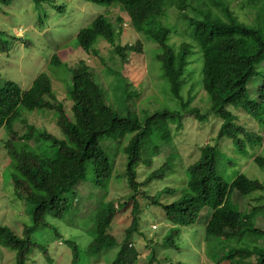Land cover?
<instances>
[{
    "label": "trees",
    "instance_id": "obj_1",
    "mask_svg": "<svg viewBox=\"0 0 264 264\" xmlns=\"http://www.w3.org/2000/svg\"><path fill=\"white\" fill-rule=\"evenodd\" d=\"M13 1L0 0V5H9ZM39 1L34 0L36 4ZM87 1L113 4L110 14L115 7H119L128 16L134 29L157 44L155 58L160 62L173 96L183 107L185 103L181 86L184 72L191 62L190 58L198 53L201 61L199 72L202 75L199 77L200 85L210 99V109L222 120L216 139L230 138L239 150H244L247 143L260 141V135L235 122V116L228 106L242 109L255 120L263 122L264 0H240L247 14L253 15L251 22L240 19L231 8L229 0ZM170 8L177 10L178 18L185 25L184 33L190 39L182 42L178 48L168 39L176 27L173 28L169 21L162 19ZM109 16L98 14L91 24L78 32L77 50L87 56L91 54L92 57V46L97 38H103L112 46L111 51L123 58L128 57L126 50L140 55L139 41L136 45H122L118 40L120 31L113 26L121 23L123 16L117 12L115 19ZM1 31L6 33L5 30ZM193 46L197 47L196 52ZM52 60V65H64L63 59L59 57ZM68 73L70 80L78 86L74 90L68 88L71 114L66 113L61 104L53 105L49 99L46 100L45 94L50 98H54V94L51 80L44 72L39 73L26 89H22L13 80H5L0 86V126L6 124L9 127L19 118V106L29 110H46L45 116L51 109H57L55 119L61 132V136L57 137L31 125L20 138L21 146H14L12 139L7 141L10 178L15 193L31 205V224L22 228L21 236L10 226L0 223V246L14 250L15 264H27L34 249H38L48 261L51 259L47 245L32 238L35 231L46 227H51L54 237L70 247V264H78V244L72 239H62L63 235L48 218L62 219L70 211L78 197L75 186L83 181L93 185V191L87 196L93 200H90V205L94 204L88 210L95 232L87 245L89 255L118 247L109 264H135L137 253L129 240L130 234L139 230L142 210L149 205L159 204L172 224L164 237V242L169 246H175V240L180 236V227L195 223L199 220L201 210L207 208L209 213L202 237L204 242L209 245V241L223 238L225 241L234 239L238 244L237 247L230 245L232 248L224 249L221 259L227 260L226 264H264V244L258 243V240H264V227L254 226V223L248 221V216H242L239 211L227 205L228 193L233 189L249 194L264 190V183L242 173L230 183L225 182L217 170L215 146L206 144L201 148L199 157L187 168L185 189L171 202L160 203L158 193L151 194L146 187L153 180L162 179L172 171V154L159 166L152 168L143 181H137V165L151 167L163 145L172 140L169 120L179 128L184 117L193 115L202 120L205 113H201L197 107H191L185 108L184 114L163 108L141 119L131 115V112L123 115L105 100L83 58H78L75 66L69 67ZM249 82L256 87V98H250L247 92ZM103 139L115 141L117 152L124 153L125 161L121 168L114 163L117 153L110 159L101 146ZM124 139L126 142H123ZM29 142L32 145H28ZM114 150L113 145L110 151ZM254 160L261 161V158L256 156ZM112 181H123L124 186L132 192L120 208L106 199ZM165 192L174 193L175 189L168 187ZM259 208L261 206L251 209L252 217ZM119 211H129L130 219L126 235L120 242L109 233L111 223ZM218 250L212 247L211 256ZM214 262L218 264L216 259Z\"/></svg>",
    "mask_w": 264,
    "mask_h": 264
},
{
    "label": "rangeland",
    "instance_id": "obj_2",
    "mask_svg": "<svg viewBox=\"0 0 264 264\" xmlns=\"http://www.w3.org/2000/svg\"><path fill=\"white\" fill-rule=\"evenodd\" d=\"M229 1L231 8L240 19L246 22L252 21L253 15L247 14L240 0ZM113 6V4L102 5L86 0H40L38 4L34 0H15L8 6L0 5V29L8 33L0 30V40H2L0 42V86L5 80H13L22 89H26L38 73L45 72L52 80L54 98H50L47 94L44 96L49 97L51 104H61L66 113L71 114V96L68 88L74 90L78 86L70 80L68 69L75 66L78 58H83L89 65L92 79L102 90L105 100L120 114L127 115L131 112V115L141 119L144 115L163 108L184 114L185 108L191 107H197L201 113L206 114L202 120L193 115L184 117L179 128L169 120L172 140L163 145L160 155L151 167L137 165V181L141 182L152 168L159 166L169 155L174 156L170 159L173 163L172 171L162 179L153 180L146 187L151 194L158 193L160 203L171 202L180 196L186 187L187 168L199 157L201 148L206 144L216 147L217 170L225 182L230 183L242 173L264 183V162L262 161L264 159V119L263 122H259L242 109L228 106L235 116V122L257 133L261 139L255 143H247L244 150H239L230 138L216 139L222 120L210 109V99L200 85L199 77L202 75L199 72L201 61L198 53H194L195 55L190 58L191 62L184 72L181 86V95L185 103L183 107L173 96L160 62L155 58L157 44L134 29L128 16L120 11L119 7H115L110 14ZM117 11L123 16V21L126 19V23L122 21L113 26L120 31L118 40L122 45L126 43L136 45L139 41L140 55L126 50L125 54L128 57L123 58L118 53L112 52V46L103 38H97L92 46V57L77 50L79 46H77L76 33L81 27L91 24L98 14L104 13L107 16L110 15L111 19H115L114 15ZM162 19L169 21L173 28L176 27V30L168 36L175 48H178L182 42L190 41L184 33L185 25L183 20L178 18L177 10L170 8ZM38 22L42 23L41 26ZM114 23H117L116 20ZM2 43L3 47H1ZM192 48L195 52L198 50L196 46ZM95 49L96 52H94ZM54 57L63 59L64 65H52ZM258 79H260L259 76ZM252 84L248 83L247 92L250 98H256V87ZM129 93L131 95H128ZM18 109L20 116L11 126L16 133L13 140L14 146H21L22 142L18 136L27 130V123L34 124L37 130H45L57 137L61 136L55 119L57 109H51L47 116L38 114L43 110H27L22 106ZM20 119L25 120L26 123L18 122ZM9 135L8 130L0 128V223L10 226L18 236H21L22 228L31 224V205L24 200V197L22 199L16 195L11 182L9 156L5 148ZM123 142H126V139ZM100 144L110 159L117 153L114 163L121 168L125 157L122 151L117 152L118 147L115 141L103 139ZM28 145H32V142ZM113 145L115 150L110 151ZM256 156H260L261 161H255ZM159 158L161 160H157ZM123 181H112L106 195V199L113 201L118 207L126 203L132 193L124 186ZM168 187L175 189V192H165ZM75 188L78 197L70 211L62 219L49 217V222L57 227L59 233L63 235L62 239H72L78 244L80 249L78 264H109L118 247L108 248L98 254L87 253L88 242L95 236L88 210L94 204L90 205L93 200L87 197L93 191V185L89 181H83ZM21 193L25 196L22 191ZM131 204L132 201L128 206L130 207ZM227 205L239 211L242 216H248V221L254 223V226L264 227V190L242 194L233 189L228 193ZM257 206L261 208L256 209L252 217L251 209ZM128 213L129 211H119L109 228V233L119 242L125 237L130 223ZM208 213V209L203 208L198 221L181 227L182 232L175 240V246H166L164 237L172 224L166 218L162 206L157 204L144 208L140 213L139 230H134L129 237L137 253L135 264H215V259L218 264H226L227 260L221 259L225 253L224 249L237 247L238 244L234 239L225 241L223 238L213 239L209 241V245L204 242L202 239L204 222ZM32 238L47 245L51 259L48 261L38 249H34L27 264H70V247L54 237L51 227L38 229L32 234ZM258 243L263 245L264 240L260 239ZM212 247L219 249L213 257L210 254ZM0 264H15L13 249L0 246Z\"/></svg>",
    "mask_w": 264,
    "mask_h": 264
},
{
    "label": "clouds",
    "instance_id": "obj_3",
    "mask_svg": "<svg viewBox=\"0 0 264 264\" xmlns=\"http://www.w3.org/2000/svg\"><path fill=\"white\" fill-rule=\"evenodd\" d=\"M86 1H87V0H86ZM9 5H10V4H9ZM6 6H8V5H6ZM117 13H118V11H117ZM118 14H119V13H118ZM97 16H98V15H97ZM128 19H129V18H128ZM122 23H126V19H124V21H123ZM41 24H42L41 22H38V25H39V26H41ZM117 25H118V24H117ZM82 28H84V27H81L80 30H81ZM0 30H1V29H0ZM43 30H45V29H43ZM80 30H79V31H80ZM5 31H6V30H5ZM79 31H77L76 34H78ZM6 34H8L7 31H6ZM76 37H77V35H76ZM82 53H83V52H82ZM90 55H91V54H90ZM90 55H89V56H90ZM86 56H87V55H86ZM75 62H76V61H75ZM40 73H42V72H40ZM44 73H45V72H44ZM38 74H39V73H38ZM38 74H37V75H38ZM37 75H36V76H37ZM47 75H48V74H47ZM36 76H35L34 78H36ZM49 78H50V77H49ZM50 80H51V78H50ZM32 81H33V80H32ZM31 83H32V82H31ZM51 85H52L51 88H52V90H53V83H52V80H51ZM45 98L48 99L49 97H45ZM23 108H24V107H23ZM25 109H26V108H25ZM27 110H29V109H27ZM33 110H40V109H33ZM45 111H46V110H43V111L39 112L38 114H43V115H44ZM18 115L20 116V114H19V109H18ZM44 116H45V115H44ZM17 119H18V118H17ZM17 119H15V120L13 121V123H15ZM18 122H24V123H26V121L23 120V119H20V121H18ZM13 123H12V124H13ZM12 124H11L9 127H8L6 124H2V126H0V128H5V129L8 130V132L10 133V135H9L10 137H9L8 140H10V139L15 140L14 138H15L16 133H15V132L12 130V128H11ZM31 125L34 126V124H31V123H27V124H26V128H27V130H26L25 132H27V131L29 130V126H31ZM34 127H35V126H34ZM35 128H36V127H35ZM25 132H24V133H25ZM24 133H23V134H24ZM23 134H22V135H23ZM22 135L18 136V139H19V140H20V138L22 137ZM16 140H17V139H16ZM6 144H7V142L5 143V148H6V154H8V153H7V146H6ZM197 221H198V220H197ZM205 222H206V221H205ZM205 222H204V228H205V225H206ZM185 226H188V225H185ZM171 227H172V226H171ZM171 227H170V228H171ZM181 227H183V226H181ZM181 227H180V228H181ZM170 228H169V229H170ZM181 232H182V231L180 230V235H181ZM179 237H180V236H179ZM165 245H166V246H169V245L166 244V243H165Z\"/></svg>",
    "mask_w": 264,
    "mask_h": 264
}]
</instances>
